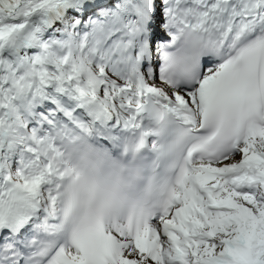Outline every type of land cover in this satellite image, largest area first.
<instances>
[{
	"label": "snow or ice",
	"instance_id": "1",
	"mask_svg": "<svg viewBox=\"0 0 264 264\" xmlns=\"http://www.w3.org/2000/svg\"><path fill=\"white\" fill-rule=\"evenodd\" d=\"M0 264H264V0H0Z\"/></svg>",
	"mask_w": 264,
	"mask_h": 264
}]
</instances>
